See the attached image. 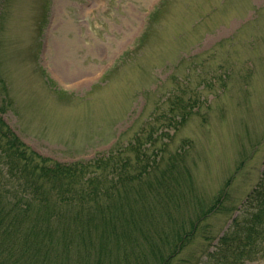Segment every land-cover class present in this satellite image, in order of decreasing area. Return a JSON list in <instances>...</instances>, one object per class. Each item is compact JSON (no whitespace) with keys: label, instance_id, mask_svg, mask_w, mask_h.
<instances>
[{"label":"rangeland","instance_id":"obj_1","mask_svg":"<svg viewBox=\"0 0 264 264\" xmlns=\"http://www.w3.org/2000/svg\"><path fill=\"white\" fill-rule=\"evenodd\" d=\"M0 114L61 162L162 147L191 208L215 205L170 260L200 262L264 184V0H0ZM257 241L238 264H264Z\"/></svg>","mask_w":264,"mask_h":264},{"label":"trees","instance_id":"obj_2","mask_svg":"<svg viewBox=\"0 0 264 264\" xmlns=\"http://www.w3.org/2000/svg\"><path fill=\"white\" fill-rule=\"evenodd\" d=\"M155 18L151 13L138 45ZM172 104L171 111L183 103L176 97ZM135 138L92 159L61 162L28 147L0 114V264H174L172 256L215 205L191 208L181 187L189 183L184 168L175 175L158 155L162 147L149 152ZM263 186L252 189L214 249L193 264L250 257L264 237Z\"/></svg>","mask_w":264,"mask_h":264}]
</instances>
